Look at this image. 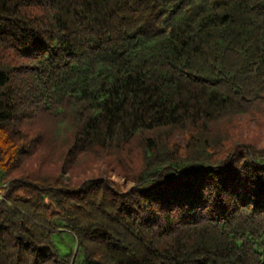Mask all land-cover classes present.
<instances>
[{
    "label": "trees",
    "instance_id": "16d2710c",
    "mask_svg": "<svg viewBox=\"0 0 264 264\" xmlns=\"http://www.w3.org/2000/svg\"><path fill=\"white\" fill-rule=\"evenodd\" d=\"M0 264H264V0H0Z\"/></svg>",
    "mask_w": 264,
    "mask_h": 264
},
{
    "label": "rangeland",
    "instance_id": "374dc122",
    "mask_svg": "<svg viewBox=\"0 0 264 264\" xmlns=\"http://www.w3.org/2000/svg\"><path fill=\"white\" fill-rule=\"evenodd\" d=\"M113 178L119 184L123 183L122 179L115 178V176ZM129 185L130 184H128V186ZM53 241L55 243V246L58 248V250L60 251V253L62 255L68 253L74 247L73 239H72L71 235L69 233H67V232H63V233H60V234H55L54 237H53Z\"/></svg>",
    "mask_w": 264,
    "mask_h": 264
}]
</instances>
